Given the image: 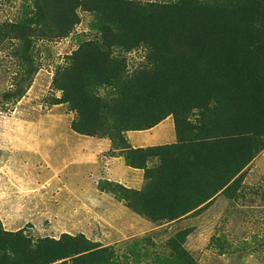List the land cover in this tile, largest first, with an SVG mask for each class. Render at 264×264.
<instances>
[{"label": "trees", "instance_id": "1", "mask_svg": "<svg viewBox=\"0 0 264 264\" xmlns=\"http://www.w3.org/2000/svg\"><path fill=\"white\" fill-rule=\"evenodd\" d=\"M78 9L93 14L88 27L96 36L56 65L53 86L77 112L74 130L119 142L125 164L145 168L148 179L141 189L100 183L158 223L230 196L264 148V0H20L14 18L0 21V47L32 73L35 42L72 34ZM138 47L145 60L128 71L125 54ZM168 116L171 143L133 147L125 137ZM153 157L159 163L146 167ZM187 234H172L154 264H196ZM146 239L119 253L82 234L32 242L0 223V264H139L149 257L138 248Z\"/></svg>", "mask_w": 264, "mask_h": 264}, {"label": "rangeland", "instance_id": "2", "mask_svg": "<svg viewBox=\"0 0 264 264\" xmlns=\"http://www.w3.org/2000/svg\"><path fill=\"white\" fill-rule=\"evenodd\" d=\"M19 2L0 0V21L13 19ZM78 16L69 36L35 42L32 73L21 67L9 47H0L2 227L21 229L32 242L82 234L102 246L114 245L119 253L133 240L147 236L149 240L140 242L138 248L147 250L149 257L141 258L139 264H154V254L168 252L166 240L186 229L184 246L196 264H264V148L230 196L219 194L199 213L177 220L153 222L132 211L109 185L100 183L105 179L121 184L141 182L135 188L141 189L148 179L145 168L134 170L125 164L122 154L118 155L119 142L74 130L77 112L60 100L63 93L53 86L56 65L65 64L66 56L81 41L96 36L88 27L93 14L78 9ZM145 54L142 47L127 52L128 71L139 66ZM167 118L156 129L128 131L125 137L134 146L162 143L171 133L173 118ZM159 161L153 157L146 167Z\"/></svg>", "mask_w": 264, "mask_h": 264}, {"label": "crops", "instance_id": "3", "mask_svg": "<svg viewBox=\"0 0 264 264\" xmlns=\"http://www.w3.org/2000/svg\"><path fill=\"white\" fill-rule=\"evenodd\" d=\"M166 119V118H165ZM165 119L164 120H162L161 122H159L157 125H155L154 127H152L153 129H156V127H160V126H162L163 125V123L165 122ZM168 119V118H167ZM152 128H150V130L152 129ZM147 130H149V129H146V130H139V131H142V132H146ZM128 132V131H127ZM175 139V133H174V126H173V121H172V126H171V133H170V135H169V138H167L165 141H163L162 143H157V144H163V143H170V142H173V140ZM129 143H130V141H129ZM131 144V143H130ZM157 144H155V145H157ZM131 146H133V147H138V146H141V145H137V146H134V145H132L131 144ZM145 146H149V145H145ZM262 154H264V151H262L261 152ZM260 153V154H261ZM116 156V155H115ZM119 157V156H118ZM117 157V159L118 160H120V158H118ZM254 160V159H253ZM129 168H131V169H134V170H140L141 168H134V167H129ZM120 183V182H119ZM137 183V182H136ZM136 183H132V184H125V183H122L124 186H126V187H132V188H139L140 186H141V182L139 183V185L138 184H136ZM136 184V185H135Z\"/></svg>", "mask_w": 264, "mask_h": 264}]
</instances>
